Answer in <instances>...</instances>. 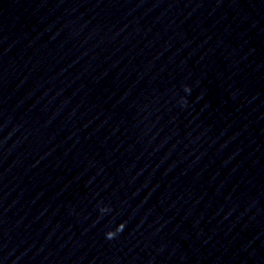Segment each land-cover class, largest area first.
<instances>
[{"label":"clouds","instance_id":"obj_1","mask_svg":"<svg viewBox=\"0 0 264 264\" xmlns=\"http://www.w3.org/2000/svg\"><path fill=\"white\" fill-rule=\"evenodd\" d=\"M112 235H113V233H111V232L108 233L109 238H111Z\"/></svg>","mask_w":264,"mask_h":264}]
</instances>
